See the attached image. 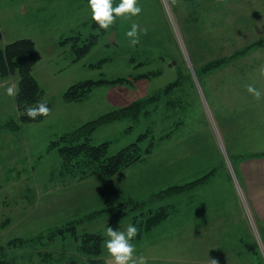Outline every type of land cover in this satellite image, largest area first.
Segmentation results:
<instances>
[{
    "label": "rangeland",
    "instance_id": "1",
    "mask_svg": "<svg viewBox=\"0 0 264 264\" xmlns=\"http://www.w3.org/2000/svg\"><path fill=\"white\" fill-rule=\"evenodd\" d=\"M119 3L120 0H113V6ZM138 5L142 8L138 16L117 18L102 32L93 27L88 0H0V41L4 45L22 39L35 42L42 59L34 67L33 75L44 91L45 101L51 105L50 115L39 123L26 125L17 132L0 128V248H6L3 252L10 264H90V259L112 264L104 246L109 225L126 231L142 211H155L172 204L174 197L188 193L161 196L178 182L171 169L166 168V174L161 176L158 166L160 154L172 156L171 135L177 124L185 137L193 138L192 142L197 140L193 149L197 163L216 170L230 167L223 145L227 127L222 123L220 103L218 107L213 103V92L219 89L205 82L224 78L256 80L259 72L251 66L260 59L254 54L264 53V0H177L175 4L172 0H138ZM132 23L148 29L135 46L126 36ZM95 35L98 38L90 52L75 61L74 38L80 37L77 43L83 46ZM139 75L148 77L134 86H97L79 103L64 99L65 92L79 82L132 79ZM9 80L18 83L13 77L0 81V86H7ZM175 82L178 85L165 93ZM158 94V101L147 106L146 114L138 122L126 119L108 124L92 136L96 145L110 143L113 155L148 133L142 146L145 148L154 140L155 151L147 163L111 178L65 183L68 177L61 174L60 156L57 150L49 151L51 141L104 114ZM2 96L0 127L18 118L16 97ZM240 109L244 112L225 113L230 120L237 121L247 108L244 104ZM244 130L248 132L247 126ZM233 134L243 153L259 140L245 135L238 143L240 135L236 130ZM165 135L171 139L159 142ZM256 146L259 148L258 143ZM185 154L187 160L188 153ZM167 160L171 162L168 157ZM187 175L188 171L184 176ZM137 202L144 203L146 208L129 212L130 207H116ZM172 222L170 218L151 233L143 232L137 223L134 225L138 235L131 243L137 255L143 253L149 258L148 264H188V257L203 255L205 249L175 247ZM71 224L75 225L74 231L57 234ZM240 224L237 228H244L245 240L250 242L253 223ZM242 231L229 233L227 240L234 243L232 234L240 235ZM84 234L102 236L98 257L78 249ZM17 238L31 241L22 247H8ZM263 242L257 240V245H250L256 247L261 264Z\"/></svg>",
    "mask_w": 264,
    "mask_h": 264
},
{
    "label": "crops",
    "instance_id": "2",
    "mask_svg": "<svg viewBox=\"0 0 264 264\" xmlns=\"http://www.w3.org/2000/svg\"><path fill=\"white\" fill-rule=\"evenodd\" d=\"M256 52L260 53L261 51ZM254 55L260 56V59L254 60L251 68L259 72L261 66H264V53H255ZM224 63L228 64L227 61ZM222 66L221 68H223ZM224 76L225 73L222 77ZM255 78L256 80H252L254 78H224L218 80L219 82H211L213 81L211 79L209 82H205L211 84L213 89H219V91L213 92V103L217 105L216 107L220 103L224 117L222 123L227 127L226 142L223 145L230 167L225 166L221 170H216L203 162L197 163L194 160L193 149L194 144L198 142L197 140L192 142L193 138L185 137L179 128L180 124H177L171 135L172 145L174 144L172 156H164V154L159 156V173L163 176L167 172L166 168L171 169L173 177L176 178L174 179L178 181L176 186L185 185L211 175L206 182L188 191L186 195L171 199L173 200L172 204H167L172 210L169 218L150 231L151 233L172 218L175 247L180 245L193 250L205 249L201 252L203 254L201 256H198V251L195 250L194 254L198 258L188 257V264H210L212 259L216 260L217 264H261L258 251L254 250L256 247L250 246L257 245V240H264V99L256 101L246 90V85L252 84L257 89L264 91V78H261L260 75ZM3 80L0 78V81ZM0 88V96L5 95L6 86L3 84ZM244 104L247 108L246 112L237 121L227 117L228 112L233 114L244 112L242 109L239 110ZM3 110L4 107L0 108V112ZM225 111L228 112L225 113ZM244 126L248 128L247 133H245ZM234 130L237 135H240L238 143L245 135L259 137V140L251 147L246 148L243 153L240 150V143L236 144L233 140L234 134L231 135ZM168 135L160 138L159 142L171 139ZM256 143L259 144V148ZM154 148L142 162L121 173L147 163L148 158L155 151ZM200 148L199 145V150ZM185 152L188 153L187 160ZM167 157L169 161L171 159V162L166 161ZM184 171H188L187 176H184L186 172L180 174ZM83 182L85 181L79 183ZM245 221H251L254 225V229L251 230L252 234L249 235L250 242L245 240L243 234L245 230L242 231L244 228H237L240 222L243 225ZM239 229L242 231L240 235L232 234L235 242L228 241L227 238L231 235L229 233H238ZM191 253L193 254V252Z\"/></svg>",
    "mask_w": 264,
    "mask_h": 264
},
{
    "label": "trees",
    "instance_id": "3",
    "mask_svg": "<svg viewBox=\"0 0 264 264\" xmlns=\"http://www.w3.org/2000/svg\"><path fill=\"white\" fill-rule=\"evenodd\" d=\"M93 27L99 28L95 21ZM100 31L104 32L103 29ZM98 35L93 36L89 43H84L83 46L78 45L80 37L74 38L73 49L77 54L78 61L86 56L94 44L96 43ZM42 56L38 51L34 41L30 39H22L9 44H2L0 41V78H17L19 85V94L16 96V105L19 112H24L28 106H36L40 102H45L51 109V105L44 99V91L41 89L39 83L33 75L34 67L40 62ZM148 75H139L132 79L118 78L113 81H92L87 80L72 85L64 94V99L68 103H79L85 100L94 90L95 87L105 84H125L134 86L137 81L147 78ZM178 85V82L172 83L165 91L169 92ZM160 95H155L147 100L136 101L130 106L121 108L116 111L109 112L100 116L99 118L87 122L78 129L68 132L60 136L57 140L51 141L49 144V151L57 150L61 160V174L65 175V183L86 181L89 179H103L114 177L124 170L142 162L147 155H149L155 147V141L151 140L147 147L143 148L142 143L147 140L148 133L140 136L136 143L124 148L116 154H110V143H103L96 145L93 143V134L101 127L113 124L118 121L131 119L138 122L142 114H146V108L150 104L158 101ZM46 116H37L35 120L29 118L26 114L20 115L17 119L11 120L4 124L1 129L5 127L10 132H17L23 129L24 126L34 123H39ZM211 175L202 179L196 180L185 186H174L162 192V197L174 196L175 194L190 191L195 187L203 184ZM161 197V198H162ZM116 207L129 209V212L140 209L142 211L145 207L144 203H129L122 204ZM146 208V207H145ZM113 208L109 209L112 210ZM171 207L162 206L153 211L148 210V213L141 212L139 216L135 217L134 225L137 223L143 232H150L157 225L168 219L171 214ZM102 212V211H101ZM100 212V213H101ZM139 219V220H138ZM74 231L75 225L71 224L65 229H59L57 234H63L66 231ZM141 234V233H140ZM56 233L54 234V236ZM50 236V238H54ZM140 236V235H139ZM138 236V237H139ZM31 240L17 238L9 242L8 247L24 246ZM103 238L100 234H84L78 245V249L90 257H98L102 252ZM6 248H0V264H10L5 259ZM90 264H101L99 261L90 259Z\"/></svg>",
    "mask_w": 264,
    "mask_h": 264
},
{
    "label": "clouds",
    "instance_id": "4",
    "mask_svg": "<svg viewBox=\"0 0 264 264\" xmlns=\"http://www.w3.org/2000/svg\"><path fill=\"white\" fill-rule=\"evenodd\" d=\"M175 4L177 0H172ZM88 6L91 9L92 20L96 22L100 29L107 31L117 18L130 19L138 16L142 12V8L138 5V0H120V3L113 6V0H88ZM148 29L141 28L137 23H132L126 36L130 40V44L135 46L140 43L141 34L147 35ZM259 75L264 78V66H261ZM247 92L256 100L264 99V91L257 89L254 85H246ZM18 83L9 80L5 88L6 95L15 98L19 94ZM51 109L45 102H40L36 106H28L20 115L26 114L29 118L35 120L37 116H48ZM105 240V248L112 264H148V257L143 253L136 254V248L131 241L138 235V229L133 224H129L126 231L114 229L111 225L107 227ZM210 264H217L212 259Z\"/></svg>",
    "mask_w": 264,
    "mask_h": 264
}]
</instances>
